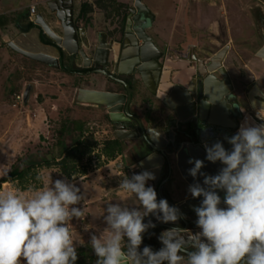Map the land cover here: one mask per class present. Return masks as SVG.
I'll return each mask as SVG.
<instances>
[{
    "label": "rangeland",
    "instance_id": "rangeland-1",
    "mask_svg": "<svg viewBox=\"0 0 264 264\" xmlns=\"http://www.w3.org/2000/svg\"><path fill=\"white\" fill-rule=\"evenodd\" d=\"M68 1L73 3L75 15L79 13L83 1L93 4L86 18L77 16L78 25L83 28L81 33L87 38V47L90 46V49L96 38L105 32L111 37L119 35L122 16L126 9L133 7L134 2V0H117L124 2L128 8L122 7L119 13L112 11L106 16L105 11L95 4L96 0ZM49 2L59 4L58 0H0L2 20L0 22V177L8 172L11 163L19 157L28 155L33 158L37 153H44L50 164L36 166L37 175L42 174L53 180L67 177L81 188L84 200L80 207L85 209V218L82 221L74 218L70 222V227L77 242V254L85 253L88 257L92 256L93 262L89 264H96L97 257L90 246V238L94 233L99 235L106 227L103 219L106 205L121 201L130 206L138 202L132 194L118 189L122 176L131 177L130 171L125 167L124 156L116 153L109 157L102 153L104 141L112 135L103 107L98 104L89 105L85 102L88 99L83 101L84 98H81L82 100L79 98L82 91L90 92L85 89L79 92L77 88L80 85L90 89L93 86H103V76L95 74L96 78H92V75L79 78L60 67L32 59L16 50L21 48L35 53L40 50L53 52L51 48L38 44L29 30H26L30 20L43 25L46 35H52L57 42L64 43L65 30L62 35L52 30L53 27L60 33L59 23L50 12ZM142 2L151 8L153 20L150 30L157 41L161 40L167 47L175 46L177 43L182 54H188L193 45L197 50L207 52V55L216 53L214 59H224L239 87L240 84L247 87L253 82L263 86L264 89V0H142ZM206 2L218 7L216 13ZM197 4L201 7L200 10L202 7L209 10L210 18H214L215 14L219 16L215 24L206 21L201 24V21H198ZM32 5L36 7L34 14L30 13ZM53 9L57 10L60 19L63 18L60 13H68V18L62 19V27L65 22L71 25L70 8L66 9L58 5ZM143 21L142 17H139V23ZM10 41L16 48L9 44ZM165 45L162 48H165ZM130 49L133 47L128 50ZM168 54L170 60L179 59L174 57V51ZM203 55L206 56L205 53ZM170 62L168 60L169 66ZM176 70L169 67L167 72L176 76L177 71L179 72ZM28 83L32 87L27 100L24 101L23 91ZM93 94L111 95L95 92ZM148 98V103L141 105L140 109L150 110L156 115L152 120L159 124L166 117L168 110L159 105L161 102L159 99L150 96ZM72 120L83 123L84 133L87 136L92 135L97 143L92 151L78 162V170L71 176H66L56 162L61 148L57 140L60 137L61 125L66 122L71 126ZM78 136V131L69 127L62 140L68 143ZM147 151L146 146L142 145L138 149V154L144 155ZM83 168H85L84 172ZM32 186L39 187L40 182L35 178L30 180L26 189H21L16 181L9 180L1 183L0 190L21 191L27 195L28 189ZM157 235L160 236L159 233Z\"/></svg>",
    "mask_w": 264,
    "mask_h": 264
},
{
    "label": "clouds",
    "instance_id": "clouds-1",
    "mask_svg": "<svg viewBox=\"0 0 264 264\" xmlns=\"http://www.w3.org/2000/svg\"><path fill=\"white\" fill-rule=\"evenodd\" d=\"M252 106L257 108V102ZM256 116L264 121V100ZM225 139L231 150L220 141L204 144L206 159L223 165L218 174L202 173V160L188 161L194 164L189 175L204 176L203 185L197 182L188 188L193 198L203 197L193 206L200 231L169 228L159 236L163 246L158 251L150 246L141 251L144 233L156 226L151 220L145 223V217L154 215L173 224L185 217L147 186L156 179L154 173L125 175L118 189L138 203L106 205V227L90 238L96 264H264V123L246 119ZM36 180L40 186L30 187L27 195L0 190V264H76L77 242L70 222L85 218L81 188L67 177L53 180L38 174ZM218 190L225 193L223 199Z\"/></svg>",
    "mask_w": 264,
    "mask_h": 264
},
{
    "label": "water",
    "instance_id": "water-1",
    "mask_svg": "<svg viewBox=\"0 0 264 264\" xmlns=\"http://www.w3.org/2000/svg\"><path fill=\"white\" fill-rule=\"evenodd\" d=\"M52 2H49L51 9H53V6L51 5ZM58 2L61 3V0H58ZM129 9L130 12L127 16V25L132 21L134 24L131 28L126 27L127 40L123 44L124 50L119 52V42L113 44L111 48L108 46H103L102 49L105 51V53L102 55V58L96 56L94 59L105 65L108 62V57L111 51L114 59V72L117 73H131L133 66L139 61H142L143 63L137 66L140 79L147 87L152 85L154 86L159 74V70L157 69L159 67H157L158 64L156 62L158 56L161 54V51L158 54L156 53L159 51V47L146 31L147 26L152 23L153 14L151 13L150 8L144 2H142V0H134L133 7ZM139 14L144 21L147 19L149 21L146 24L138 23V20L136 19L139 17ZM70 19L72 32L76 38V47L70 52L67 51L63 45H60L69 54H73L79 50V41L76 25L71 17ZM35 24L38 23L35 22ZM38 25L43 28L44 32H46L43 25ZM35 33L38 44L52 47L54 50V55L50 56L44 51H42L41 54L30 53L21 48H16L11 41L9 44L12 47H15L17 51L36 60L60 67L59 48L56 45L45 43L40 39L39 27H35ZM49 36L53 37L52 35ZM131 47H134L135 51L133 53L129 51L126 52V50ZM98 50L99 48H97V54ZM80 53L83 57V65H89L92 61V58L89 57L84 49H80ZM128 62L130 63V67L129 69H125V65ZM125 84L127 87V100L125 103L123 94L119 92L90 88H80V90L85 89L92 93L95 92L114 95L115 101L112 103H107L100 100L93 101H95V103L106 105L109 108L111 119L120 120L121 118L119 114L129 115L128 104L131 97V90L128 83ZM205 84L200 90L201 92L199 96L197 95L195 89L186 87L185 89L187 90V93L183 94L181 97L179 96L177 101L173 99L175 104L168 105V107L173 112L174 117H164L163 120L159 122V124H149L146 125V127L140 123L143 137L149 147L153 149V153L144 155L141 159L143 171L147 170L151 172V168H154V171L157 172L156 179L154 180L157 190L159 193L161 190H163V192L170 197L169 199L168 197L158 195V200L167 199L169 204L171 206L178 207L185 217L180 219L177 224L163 223L158 221L154 215L145 217V223H148V221L151 220L156 226L154 228H149L148 231L144 233V238L146 235L151 234L152 238L156 239L159 238L157 235L158 233L161 234L163 231L169 228L179 226L187 229L188 226L193 227L196 225V220L198 217L193 211V206H199L203 197L193 198L189 193L188 188L189 185L197 182L203 185L204 176L198 175L196 178H193L191 175H189L188 170L194 167V164H189L188 161L190 158L204 161V167L201 169V172L214 176L218 174L223 165L220 162H205L207 153L204 144L207 143L209 146H211V144L215 143L216 141H220L224 144V147L227 150L232 149V145L229 144L225 139V137H231L237 133L233 132V129L236 127V125L227 123L228 120L236 119L233 115L231 101L229 96H227L229 89L226 88L221 80L220 82L218 81L209 86L210 89L208 91L207 85ZM31 87L32 85L30 83L25 86L23 91L24 101L27 100L31 91ZM253 96L255 98H252ZM248 97L251 101V105L253 104V101H256L257 106H259L260 101L264 100V92L257 84H254L248 91ZM203 107L206 112L205 117L210 116V119L206 120L207 125L202 127L198 122H196L197 120L195 119L197 118L204 120L205 117L201 116ZM122 108H124V111H121ZM187 138H189V140ZM162 174H165L166 177L159 182V178ZM179 178H182L185 181V185L179 183ZM173 192H181L186 195L184 199L175 201L174 199H171V194ZM218 194L223 199L225 193L218 190ZM221 207H226V205L222 204ZM191 230L196 232L200 231V229L197 227H193ZM145 246H150L154 251H157L153 248L151 243L143 239V243L140 246L141 251Z\"/></svg>",
    "mask_w": 264,
    "mask_h": 264
},
{
    "label": "flooded vegetation",
    "instance_id": "flooded-vegetation-1",
    "mask_svg": "<svg viewBox=\"0 0 264 264\" xmlns=\"http://www.w3.org/2000/svg\"><path fill=\"white\" fill-rule=\"evenodd\" d=\"M69 2L70 1L68 0H61V3H59L58 5L66 9L68 8L71 9V18L74 21L77 32H78L79 50L73 54H69L67 51H65V49L61 47L62 43L57 42L56 39H54L51 36L49 37L54 41V43H51V42H45V43L56 45L59 48L60 50L59 61L61 64L60 67L65 66L68 69L66 72L76 75L79 78L80 77L85 78L86 76H89V75H92V78H96L94 76L95 74L102 75L103 76V86H97V87L93 86L91 87V89H100V90L119 92L123 94V98L125 99L124 103H125L127 100V87L125 83H128L129 88L131 90V97H130L129 104H128L129 115L119 114L121 118L120 120L111 119L109 108L106 105L95 103V102H87L85 100L84 101L88 103L89 105L98 104V106L103 107L105 118L107 119L108 124L111 127V132H112V135L108 137L106 140H117L118 141L119 150L116 153H120L121 155L124 156L125 161H126L125 167L126 169H128V171H130L131 175L139 174L143 172V168L141 164L142 157L144 155L153 153V149L149 147V145L147 144V142L145 141L143 137V134L140 128V123L146 127V125H149L146 123V120L150 117L154 118L156 115H153L152 112L148 109H145V110H143V108L140 109V106L148 103L149 96L153 98H157L161 101L163 97H166V95H168L169 89L173 88L174 85H176L177 83L180 85H184V83L181 82V79L186 81L185 86L187 88L195 89L198 96L200 95V92H201L200 90L203 88L205 83L207 87L211 86L212 84L218 81L220 82V80L222 83H224L226 88L229 89L227 96H229V99L232 104L233 115L237 119V120L236 119L228 120L227 122V123L236 125V127L233 129V132H237V130L240 127V123L244 122L246 119H248L249 121L250 120L254 121L255 123L257 122L259 123V120L256 116L257 110L253 108V106L251 105V101L248 97L249 89L251 88L252 85L257 84V83L252 82L247 87H245V85L243 87L242 84H240V87H239L238 86L239 83L234 79V75L232 74L231 70L224 63V59L221 58V61H219L218 58L214 59L213 56H215L216 53L212 55H207L208 54L207 52L199 51L193 45L192 50L190 52H187L188 54L186 53L182 54V51L178 48L179 46L177 45V43L175 44V46L172 45L170 47V50H169V47L167 46H165V48H162L161 46L157 44L156 40L153 39L154 37L151 34V30H150L151 24H150L149 26H147L146 31L149 33V35L152 37V39L155 41V43L159 47V51H157L156 53L158 54L161 51V54L158 56L157 62H156L158 64L157 67H159L157 68L159 70L158 78L155 81L154 86L152 85L150 87H147L141 81L139 70L137 69V66L143 63L142 61H139L136 65L133 66L131 73H117V72H114V63H113L114 59H113V54L111 53V51L108 57V62L105 65L101 64L99 61L94 59L97 56L98 46L108 45V47L111 48L113 44L119 42V45H118L119 52L124 50L123 44L127 40L126 38L127 28L126 27L131 28L133 27V24H134V22L132 21L127 25V16L130 12V9H127V11L124 14L125 20H124L123 26L121 27V30L119 31V35L115 37H111L109 36L107 32H105L103 35L99 36V38H96L92 48L90 49V46L87 47L88 46L86 42L87 38H84L83 34L81 33V29L83 28L80 25H78L77 16L79 13L76 15L74 14L73 3H69ZM49 7H50V4H49ZM50 12L54 14V16L56 17V21L59 23L60 33L57 31V29L53 27H52V30L57 34L62 35L63 33L62 19H60L56 9H51L50 7ZM67 14L68 13H66L65 15L66 18H68L69 16ZM148 21L149 20L147 19L143 21L142 23L146 24ZM40 28L42 30V33H45L41 26ZM28 29H30V27L26 28V30ZM39 37H40V33H39ZM80 49H84V51L89 55V57L92 58V61L90 62L89 65H83V57L80 53ZM42 51L44 50H40L39 52H42ZM128 51L131 53L134 52V50L127 49L126 52ZM173 51H174V57L179 58V59L174 60V61L169 60V62L171 61L173 65L168 66L166 64L167 57L170 56L168 53H173ZM204 53L206 54V56L203 55ZM48 54L54 55V50L52 53H48ZM67 58H69V61H67ZM129 67H130V63H126L125 69H129ZM169 67H172V69H175V70L176 69L179 70V72L176 70L177 71L176 76H172L171 74H169V72H167V74L164 75L165 70L168 69ZM176 77H178V81H180L181 83L175 82ZM164 82L170 83L171 84L170 88L164 87L163 85ZM80 88H83V87L80 85L77 88L78 91L80 90ZM259 88L264 92L263 88L261 87ZM79 98L81 99L80 96ZM252 98H255V97L253 96ZM89 100L91 99H88V101ZM113 101H115V98L112 99L111 102L109 103H112ZM163 107L168 110L166 117L168 118L174 117L173 112L171 111V109L168 107L167 104H164ZM138 108L139 110H137ZM123 109L124 108H122L121 111H124ZM202 115L204 114H201V116ZM209 117L210 116H206L204 120L197 119V118L195 120H197L196 122H198L200 126L203 127L207 125L206 120L210 119ZM260 123H264V122L262 121ZM187 139L189 140V138ZM142 145L146 146L148 151L144 155H139L138 149ZM165 177L166 175L162 174L159 178V182ZM179 181L180 183L185 185V181L182 178H180ZM147 186H153L155 190L157 191L158 195H161L163 197H168L170 199V197L167 194H165L163 190H161V192L159 193V191L157 190V187L155 186L154 180L148 181ZM173 197H174L173 194H171V199H174ZM187 229L191 230L193 229V227L191 226ZM192 232L195 233L196 231H192ZM156 239L152 238L151 234L146 235V237L144 238V240L151 243L153 248L158 251L163 245L160 242L159 238H156Z\"/></svg>",
    "mask_w": 264,
    "mask_h": 264
},
{
    "label": "trees",
    "instance_id": "trees-1",
    "mask_svg": "<svg viewBox=\"0 0 264 264\" xmlns=\"http://www.w3.org/2000/svg\"><path fill=\"white\" fill-rule=\"evenodd\" d=\"M95 4L101 7L105 11L106 16H109L112 11L119 13L120 8L127 6L124 2L117 0H96ZM92 8H93V4L91 2L83 1L80 5L78 16L80 18H86V14L90 12ZM126 8H128V6ZM124 20L125 19L123 15L121 20L122 21L121 27L123 26ZM0 22H2L1 18H0ZM38 24H35V22L32 20L28 21L27 23L28 27H30V29L28 30L34 36V38L36 39L35 27H39L40 39L43 42L54 43V41L48 35L42 33V30ZM41 46L49 47L52 49V47L50 46H43V45ZM60 68L63 69L64 71L68 70L65 66ZM69 127L72 130L78 131L79 136L74 140H72L71 142L67 143L62 140V137ZM84 132L85 131H84L83 123L77 120H72L71 126H69L65 122L60 127V132H59L60 137L58 138L57 143L61 145V148L58 151L59 157L57 158L56 162L59 165L61 171L66 176H71L78 170V162H80L85 155H88L92 151L94 145L97 143L96 140L92 137V135L87 136ZM101 150L102 153H104L109 157L114 156L116 152L119 150L118 141L105 140ZM43 164H50V160L47 158V156L44 153H37L34 155L33 158L28 155L19 157L15 162L11 163L8 172L2 177H0V185L5 181L13 180L17 182V185L21 189H26L29 186L30 180L36 178L37 175L36 166ZM82 170L84 172L85 168H83ZM92 262H93L92 256L88 257L85 253L84 254L82 253L80 255L78 254V259L76 261V264H89Z\"/></svg>",
    "mask_w": 264,
    "mask_h": 264
},
{
    "label": "crops",
    "instance_id": "crops-1",
    "mask_svg": "<svg viewBox=\"0 0 264 264\" xmlns=\"http://www.w3.org/2000/svg\"><path fill=\"white\" fill-rule=\"evenodd\" d=\"M206 1V0H205ZM207 3V5H208V7L209 8H211V9H213V10H215L214 12L216 13V10H217V8L218 7H215V5L214 4H212V3H208V2H206ZM200 6L197 4V6H196V10L198 11V15H199V18H198V21H201V24H203V22L204 21H206L207 23L209 22V23H213V24H215V21H216V19L217 18H219V16L217 15V14H215V17L214 18H210V16H211V14H210V12H208L209 10H207L205 7H202V9L200 10ZM151 9V8H150ZM213 14V13H212ZM216 15H217V17H216ZM139 17H141V15L139 14ZM137 20V19H136ZM64 22V21H63ZM199 23V22H198ZM197 23V24H198ZM196 24V25H197ZM63 27H64V25H63ZM154 37V36H153ZM154 40H156L155 39V37L153 38ZM156 42H157V44L159 45V46H161V47H163L164 45H165V43L164 42H162L161 40H156ZM62 45H63V47H65V45L62 43ZM166 46V45H165ZM98 48H99V50H98V53H100V52H104L105 53V51L102 49V47L101 46H98ZM169 50H170V46H169ZM68 51V50H67ZM35 53V52H34ZM104 53H103V55H104ZM169 57H167V60H166V64L168 65V60H170V59H168ZM219 61H221V59H219ZM171 63V62H170ZM173 65V63H171L170 64V66H172ZM169 66V65H168ZM167 74V69L165 70V73H164V75H166ZM252 77V76H251ZM253 77H254V75H253ZM175 82L177 83V82H180V81H178V77H176V79H175ZM181 82H183L184 83V85H180V84H176V85H174V87L173 88H170V86H171V84L170 83H168V82H164L163 83V85H164V87H168V88H170L169 89V92H168V95H166V97H161L162 99H161V102H160V106H163L164 104H167V105H173V104H175V102H174V100L173 99H175V101H177L178 99L177 98H179V96L181 97L183 94H185V93H187V90L185 89L186 88V86H185V83H186V81L185 80H183V79H181ZM180 82V83H181ZM259 85V84H258ZM259 87H261L260 85H259ZM263 87V86H262ZM261 87V88H262ZM210 89V87H207V91ZM259 107H257V108H255V110H257ZM201 114H204V115H202V117H205V115H206V112H205V110H204V107H203V109H202V111H201ZM148 120V121H147ZM146 120V123L147 124H157L155 121H153L152 120V118H148ZM249 122H252V123H255L254 121H249ZM264 122V121H263ZM242 123V122H241ZM241 123H240V125H241ZM260 123V122H259ZM258 122L256 123V124H259ZM239 130V129H238ZM238 130H237V132H238ZM206 158V157H205ZM206 161L205 162H208V160L207 159H205ZM151 172H154V175L155 176H157V172L156 171H154V168L152 169L151 168ZM173 194V198H174V200L175 201H179V200H182V199H184V197H185V195L186 194H183V193H181V192H179V193H177V192H173L172 193Z\"/></svg>",
    "mask_w": 264,
    "mask_h": 264
},
{
    "label": "bare ground",
    "instance_id": "bare-ground-1",
    "mask_svg": "<svg viewBox=\"0 0 264 264\" xmlns=\"http://www.w3.org/2000/svg\"><path fill=\"white\" fill-rule=\"evenodd\" d=\"M51 5L53 6V8H56L58 7V4L54 3ZM63 14V15H62ZM60 15L65 19V15H66V12H63V13H60ZM62 18V19H63ZM63 19V20H64ZM71 20V19H70ZM139 22V17H138V21ZM66 24H64V30H65V39H64V45H65V49L68 50V51H72L75 47H76V38L72 32V26L71 25H68V22H65ZM130 50H134L135 49H130ZM30 53H34V52H30ZM42 52H39V53H35V54H41ZM104 52H100L97 54L98 57H102ZM48 54V53H46ZM50 56H52L51 54H49ZM129 63V62H128ZM83 93H81V98H84V99H91V100H103V101H107L108 103L111 102L112 99H114L115 97L114 96H105V95H97V94H93L91 92H86V91H82Z\"/></svg>",
    "mask_w": 264,
    "mask_h": 264
},
{
    "label": "built area",
    "instance_id": "built-area-1",
    "mask_svg": "<svg viewBox=\"0 0 264 264\" xmlns=\"http://www.w3.org/2000/svg\"><path fill=\"white\" fill-rule=\"evenodd\" d=\"M30 13H31V14L36 13V7H35V5H32V6L30 7Z\"/></svg>",
    "mask_w": 264,
    "mask_h": 264
}]
</instances>
